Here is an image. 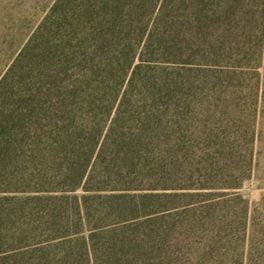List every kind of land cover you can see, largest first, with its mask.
Instances as JSON below:
<instances>
[{"label":"trees","instance_id":"16d2710c","mask_svg":"<svg viewBox=\"0 0 264 264\" xmlns=\"http://www.w3.org/2000/svg\"><path fill=\"white\" fill-rule=\"evenodd\" d=\"M263 53L264 0H54L0 71V264H175L229 218L241 234L254 130L217 84ZM219 101L235 130L215 156Z\"/></svg>","mask_w":264,"mask_h":264},{"label":"rangeland","instance_id":"374dc122","mask_svg":"<svg viewBox=\"0 0 264 264\" xmlns=\"http://www.w3.org/2000/svg\"><path fill=\"white\" fill-rule=\"evenodd\" d=\"M53 1L0 0V71L11 62L30 32L46 15ZM262 60L261 66L256 69V75H246L244 82L230 84L228 79L221 78L218 81L219 85L217 84L222 92L232 91L236 98H240L236 111L239 112L238 115L247 120L254 130L250 177L242 181L240 188L231 191L237 192L246 200L248 204L247 223L245 222L241 234L239 232L241 224L237 219L230 218L225 221L226 226L225 224L218 226L220 231H217L216 234L213 231L208 234L199 231L204 233L197 235L196 233L199 232H196V235L191 238L190 242L192 243L188 245L185 255L180 257V254H177L178 258L173 261L175 264H256L258 261L256 255L250 260L247 254L253 245V243L250 245L251 236L256 237V233L250 232V230L254 224L260 222L259 214L264 216V53ZM208 85L211 86V83ZM232 108L222 101H219L216 106L206 105L203 107L201 113L204 121L202 124L206 125V128L201 134V141L204 142L201 143L200 149L207 150L209 154L215 156L228 151L223 144L226 143L224 138H227L228 132L235 130L233 123L230 122L232 110L235 109ZM237 112L233 113V116ZM211 119L215 121L209 124L204 123ZM226 120H229V123L225 124ZM220 122L222 124H219ZM241 127L239 138L243 137V140L240 147L237 148V155H242L246 148V142H248L244 133L245 126ZM209 129L211 130L209 131ZM199 169L191 170V172L186 171L182 175L188 182L197 183L205 175L204 171ZM188 172L192 173L191 181L189 180L191 174ZM215 230L217 229L215 228Z\"/></svg>","mask_w":264,"mask_h":264}]
</instances>
